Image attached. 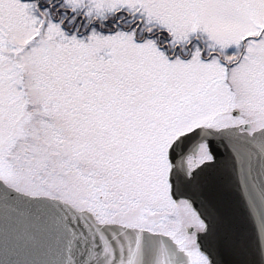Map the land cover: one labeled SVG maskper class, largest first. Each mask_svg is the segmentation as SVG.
I'll use <instances>...</instances> for the list:
<instances>
[{
	"label": "snow or ice",
	"instance_id": "obj_1",
	"mask_svg": "<svg viewBox=\"0 0 264 264\" xmlns=\"http://www.w3.org/2000/svg\"><path fill=\"white\" fill-rule=\"evenodd\" d=\"M0 264H264V0H0Z\"/></svg>",
	"mask_w": 264,
	"mask_h": 264
}]
</instances>
